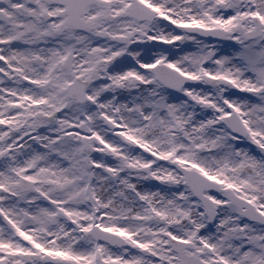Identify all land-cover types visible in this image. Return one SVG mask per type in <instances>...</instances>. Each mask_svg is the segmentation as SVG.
Segmentation results:
<instances>
[{"label": "snow or ice", "instance_id": "1", "mask_svg": "<svg viewBox=\"0 0 264 264\" xmlns=\"http://www.w3.org/2000/svg\"><path fill=\"white\" fill-rule=\"evenodd\" d=\"M0 62V264H264V0H0Z\"/></svg>", "mask_w": 264, "mask_h": 264}, {"label": "rangeland", "instance_id": "2", "mask_svg": "<svg viewBox=\"0 0 264 264\" xmlns=\"http://www.w3.org/2000/svg\"><path fill=\"white\" fill-rule=\"evenodd\" d=\"M198 39H201V38H198ZM205 43H208V44H213V43H216V42H207L206 40H204ZM220 48L222 49L223 53L227 54V53H231L234 51V42H223L220 44ZM235 48H238V45L235 46ZM158 50V49H156ZM155 50V51H156ZM196 51V46L194 44H191L190 42L185 44V45H182L181 46V49L179 50V52H173L172 53V58H176L180 55H183L185 52H194ZM238 95H241V96H245L246 98L247 97H250L251 94H243V93H238V90H234ZM138 93L133 91L131 94L127 93V92H124L121 94V98L123 100H130L132 99V97H134L135 95H137ZM170 96V95H169ZM172 100H179V99H183V96L181 93L179 94H172V96H170ZM253 102H257L255 101V99L253 98ZM30 142V140L28 141V143ZM242 147H248V144L247 142L243 143L241 145ZM252 150L254 152H256L253 148ZM93 157L95 159H101L103 158L106 162H108L109 164H114L115 163V158L110 156V155H103L101 153L99 154H96V155H93ZM144 190H156L157 188L161 187V185H155L153 184L152 182L150 181H146L144 182L142 185H140ZM42 207H46L48 206L47 203H43L41 204ZM20 207H25V205L22 203L20 205ZM0 221H2V218H0ZM5 223V222H4ZM210 231H213L214 230V226L210 227L209 229ZM27 243V242H25ZM133 252H135V250H132Z\"/></svg>", "mask_w": 264, "mask_h": 264}, {"label": "flooded vegetation", "instance_id": "3", "mask_svg": "<svg viewBox=\"0 0 264 264\" xmlns=\"http://www.w3.org/2000/svg\"><path fill=\"white\" fill-rule=\"evenodd\" d=\"M1 128H3V127H1ZM5 129H6V127H5Z\"/></svg>", "mask_w": 264, "mask_h": 264}]
</instances>
